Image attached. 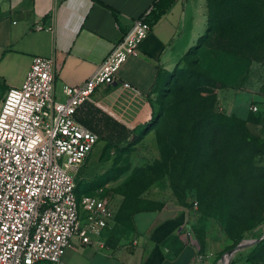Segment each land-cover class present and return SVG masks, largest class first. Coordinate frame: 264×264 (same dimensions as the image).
Listing matches in <instances>:
<instances>
[{
  "label": "rangeland",
  "instance_id": "1",
  "mask_svg": "<svg viewBox=\"0 0 264 264\" xmlns=\"http://www.w3.org/2000/svg\"><path fill=\"white\" fill-rule=\"evenodd\" d=\"M214 2L199 46L160 73L150 124L98 141L77 182L118 207L115 245L129 213L163 197L201 260L245 264L264 237V0Z\"/></svg>",
  "mask_w": 264,
  "mask_h": 264
},
{
  "label": "crops",
  "instance_id": "2",
  "mask_svg": "<svg viewBox=\"0 0 264 264\" xmlns=\"http://www.w3.org/2000/svg\"><path fill=\"white\" fill-rule=\"evenodd\" d=\"M157 1L0 0V104L9 89L21 86L33 57L54 58V98L63 102V87L84 83ZM207 25V0H175L151 26L138 56L121 65L113 85L95 90L77 110L76 121L106 143L118 132L147 127L160 73L175 67ZM146 200L129 218L128 235L118 245L109 230L102 235L103 249L74 238L60 264H209L198 259L194 242L182 234L186 213L163 197Z\"/></svg>",
  "mask_w": 264,
  "mask_h": 264
},
{
  "label": "built area",
  "instance_id": "3",
  "mask_svg": "<svg viewBox=\"0 0 264 264\" xmlns=\"http://www.w3.org/2000/svg\"><path fill=\"white\" fill-rule=\"evenodd\" d=\"M151 11L133 21L84 83L63 87V102L54 98L53 57H33L21 86L7 91L0 104V264H60L74 238L105 248L102 235L118 209L79 192L78 173L99 139L75 115L98 87L116 82L129 57L138 56Z\"/></svg>",
  "mask_w": 264,
  "mask_h": 264
},
{
  "label": "trees",
  "instance_id": "4",
  "mask_svg": "<svg viewBox=\"0 0 264 264\" xmlns=\"http://www.w3.org/2000/svg\"><path fill=\"white\" fill-rule=\"evenodd\" d=\"M208 1V0H207ZM175 2V0H158L156 3H154L153 7H152V11H151V14H150V17L148 19V22L150 23L151 26L155 25L159 20L160 18L165 15L167 13V11L170 9V7L172 6V4ZM211 4V5H210ZM208 4L207 6V10L208 12L213 9V5L215 4L214 3H210ZM205 38V34H203L199 39L198 41L196 42V44L198 45L203 39ZM194 45V46H197V45ZM193 46V47H194ZM199 46V45H198ZM192 47V48H193ZM192 48H190L185 54H187ZM114 127V126H113ZM121 133H126V132H118L116 133L115 135H111L110 137L108 138H111V139H119L121 137ZM128 134V133H126ZM78 184V188L79 187V183L77 182ZM82 193V192H80ZM85 194H89V193H85ZM140 209H134L132 210L129 215H128V219L131 217L132 214L138 212ZM264 245V237L263 239L257 243L254 248L252 249L251 253L249 254V256L244 260V263L245 264H249V262L251 261V258L254 257L258 252L259 250L261 249V247ZM40 264H49V263H40Z\"/></svg>",
  "mask_w": 264,
  "mask_h": 264
},
{
  "label": "water",
  "instance_id": "5",
  "mask_svg": "<svg viewBox=\"0 0 264 264\" xmlns=\"http://www.w3.org/2000/svg\"><path fill=\"white\" fill-rule=\"evenodd\" d=\"M256 242H258V240H256V241H251V243H256Z\"/></svg>",
  "mask_w": 264,
  "mask_h": 264
}]
</instances>
